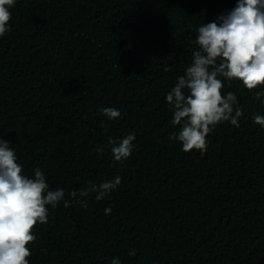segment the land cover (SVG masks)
<instances>
[{
	"label": "trees",
	"instance_id": "obj_1",
	"mask_svg": "<svg viewBox=\"0 0 264 264\" xmlns=\"http://www.w3.org/2000/svg\"><path fill=\"white\" fill-rule=\"evenodd\" d=\"M235 3L16 0L0 37V138L23 174L41 168L66 198L122 177L99 201L80 197L86 209L47 206L30 264H264V128L252 119L264 116L253 97L264 86L223 81L244 115L239 128L219 124L203 154L170 138L178 127L165 99L190 64L194 29ZM102 107L122 116L108 120ZM132 132L130 157L115 162L109 138Z\"/></svg>",
	"mask_w": 264,
	"mask_h": 264
},
{
	"label": "clouds",
	"instance_id": "obj_2",
	"mask_svg": "<svg viewBox=\"0 0 264 264\" xmlns=\"http://www.w3.org/2000/svg\"><path fill=\"white\" fill-rule=\"evenodd\" d=\"M15 2L0 0V37L10 31V9ZM194 31L195 38L189 39V44L195 46L188 49L190 64L165 99L172 112L170 123L178 127L170 138L179 141L184 152L195 149L203 154L207 150L206 137L219 124L228 122L239 128V119L244 115L234 92L222 94L223 81H240L250 92L264 86V0H236L234 7ZM253 97L264 104V89L255 91ZM100 113L108 120L122 116L115 107H102ZM252 119L264 128V116L254 113ZM134 140V132L119 139L109 138L115 162L130 157ZM11 144L0 138V264H30L28 245L37 239L33 232L36 225L48 222L47 206L55 209L63 202L67 208L75 199L86 209L87 201L80 197L96 193L99 201L121 184L122 177L117 175L99 184L87 181L86 187L68 192L66 198L65 189H50L41 168L36 167L32 176L23 174V165L18 163ZM95 151L103 154L104 148ZM104 211L110 214L111 208ZM129 255L134 256L135 250ZM110 264H121V260L114 257Z\"/></svg>",
	"mask_w": 264,
	"mask_h": 264
}]
</instances>
